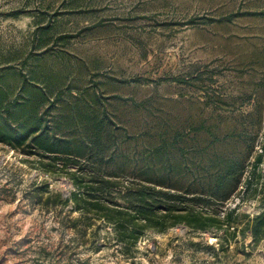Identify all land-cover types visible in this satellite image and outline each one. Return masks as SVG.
Listing matches in <instances>:
<instances>
[{
    "label": "rangeland",
    "instance_id": "obj_1",
    "mask_svg": "<svg viewBox=\"0 0 264 264\" xmlns=\"http://www.w3.org/2000/svg\"><path fill=\"white\" fill-rule=\"evenodd\" d=\"M0 90L10 99L45 95L46 119L75 142L90 141L92 118L106 116L98 130L114 156L91 161L121 180H141L140 155L163 136L255 135L260 110L264 119V0H0ZM21 149L0 141V264H264V235L222 245L184 224L147 230L133 259L100 220L84 243L68 226L66 215L80 214L67 213L71 204L61 211L31 197L43 182L70 196L72 182ZM238 203L251 216L262 210L236 195L224 209Z\"/></svg>",
    "mask_w": 264,
    "mask_h": 264
},
{
    "label": "trees",
    "instance_id": "obj_2",
    "mask_svg": "<svg viewBox=\"0 0 264 264\" xmlns=\"http://www.w3.org/2000/svg\"><path fill=\"white\" fill-rule=\"evenodd\" d=\"M2 93L0 90V141L15 150L22 148V153L37 155L44 172L64 174L72 182L70 196L64 197L60 190H46L48 185L43 182L35 184L31 197L61 211L71 204L67 213L76 210L80 214L74 218L66 215L68 226L84 243L90 241L88 232L96 220L110 226L107 238L115 241L122 256L131 259L138 252V240L149 229L164 231L184 224L211 232L222 245H228L230 236L238 234L243 239L250 235L255 244L264 235V132L261 151L255 150V138L264 127L261 110L253 120L255 135L250 138L247 129L234 131L236 137L208 131L204 142L194 136L188 138L185 132L171 133V141L163 136L140 155L143 179L124 181L115 173H104L91 161L96 158L103 162L114 156L108 154L109 147L103 145L98 130L104 128L106 116L92 118L97 120L98 129L90 141L75 142L69 135L60 136L46 119L49 105L45 108V95L36 91L31 97L10 99ZM226 142L236 147L227 148L230 144ZM253 152L249 170L247 157ZM45 192L49 193L46 198ZM233 195L240 203L246 198L257 199L262 210L251 216L239 203L224 209ZM98 231L91 230L96 247L103 239Z\"/></svg>",
    "mask_w": 264,
    "mask_h": 264
}]
</instances>
